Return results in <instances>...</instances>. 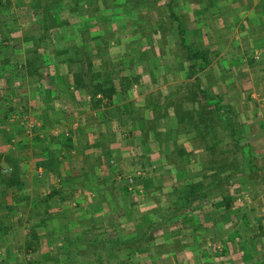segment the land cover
I'll list each match as a JSON object with an SVG mask.
<instances>
[{
    "label": "rangeland",
    "instance_id": "rangeland-1",
    "mask_svg": "<svg viewBox=\"0 0 264 264\" xmlns=\"http://www.w3.org/2000/svg\"><path fill=\"white\" fill-rule=\"evenodd\" d=\"M64 1L0 0L3 21L7 26L13 21L16 26L10 32L17 50L9 53L10 56L19 54L25 60L20 48L24 46L19 44L25 36L29 40L31 36L48 35L40 23L38 13L42 8L51 5L69 8L73 4L70 11H74L72 19L79 28L71 26L70 34L76 31L80 43L88 41L84 44L85 57H92V71L99 72L109 86L115 87V96L110 99L99 94L102 104L96 105L90 84L89 93L71 88L80 94V100L72 99L76 96L57 87L58 99L51 98V101L59 104L63 115L58 123L48 126L46 115L39 117L36 111L37 99H45L51 93L49 87L38 94L37 83L6 73L9 78L0 88L3 86L5 91L11 88V91L0 96V117L13 133H35L42 144L45 141V145L58 144L53 149L58 156L51 159L48 171L57 174L69 166L74 171L79 164L75 159L60 162L65 157L61 158L59 146L69 148L76 144L77 147L87 138V129L99 131L96 109L118 108L116 130L98 140L104 150L109 149L111 142L119 141L116 149L112 145L111 154L108 151L109 178L86 177L79 182L73 178L68 188L73 193L66 191L70 195L61 193L62 198L57 195L53 199L62 204L58 213L65 225L74 220L83 222L85 212L81 206L100 207V223L92 226L93 235L98 238L78 248L72 264H261L264 255L263 52L256 49L242 52L247 45L234 52L233 42L228 44L227 51H213L212 20L197 18L198 14L191 8L197 0ZM205 22L209 28L204 29L209 34L203 36L197 28L202 30L201 24ZM222 33H225L226 48L229 33L227 29ZM229 48L238 59L228 62ZM196 50L203 51L208 58L202 70L191 68L193 63L198 66L202 62V59H190V53ZM72 83L70 76L69 85ZM116 98L119 103H114ZM215 104L222 109L220 115L215 112ZM187 110L194 113L190 115L197 122L209 123L210 130L200 136L189 132L188 117L191 116ZM83 124L87 126L85 129ZM77 126L82 128V136L74 135L73 129ZM16 138L18 145L24 143V139ZM0 166L3 173L10 170L4 164ZM131 176L135 178L133 184L129 182ZM213 178L219 181L212 192L192 204L191 225L186 227L180 218L159 222L161 227L156 229L157 238L153 242H146L147 234L141 235L144 248L137 254L143 258L126 263L111 258L110 252L115 254L117 249L124 255L128 252L127 246L122 243L118 246L112 240L122 235H136L151 222L165 220L173 209L172 199L181 188L201 180L207 185ZM45 181L52 188L54 181L50 177ZM71 200L79 206L74 202L70 205ZM227 204L231 205L230 209ZM94 209L87 213L92 215ZM176 213L182 214L180 210ZM81 228L63 229L71 234ZM22 232L21 228L16 235L23 241ZM61 233L53 232L54 235ZM33 262L39 264V261H29Z\"/></svg>",
    "mask_w": 264,
    "mask_h": 264
},
{
    "label": "crops",
    "instance_id": "crops-1",
    "mask_svg": "<svg viewBox=\"0 0 264 264\" xmlns=\"http://www.w3.org/2000/svg\"><path fill=\"white\" fill-rule=\"evenodd\" d=\"M191 8L198 14L197 18H211V32L213 36H215V38L212 37L213 42L211 44L213 51H227L228 44L233 42L235 43L234 52L239 50L240 46L245 47L247 45L246 48L241 49L242 52L256 49L263 52L264 56V0H197V4ZM209 9L210 11H208ZM201 25L203 27L202 30L197 28V30L200 31L199 34L203 36L209 34V32L204 29V27L209 28L208 23L205 22ZM223 29H227L229 33V35H226L228 39L226 48L224 47L225 33H222ZM228 36H230V38ZM229 57L228 62H231L233 59H238L231 51ZM54 67L57 68V66L52 65V73H54ZM5 80L6 78L1 79L0 84ZM49 80L55 84L56 87H61L63 88L62 90L67 91L70 95L76 96V98L72 99H81L80 94H77L76 91H72L69 88V74H63L59 78L58 76L52 75ZM32 83L36 84L37 82ZM10 87L8 86L7 88ZM10 89L9 91H5L2 86L0 88V96H2L3 92L8 95L11 91ZM44 94H47V92H44ZM50 94L52 98L58 99L59 92H56V90L47 94L48 96H45L46 98L44 97L45 99L43 100L37 99L38 110L36 111V115L38 116L41 114L46 115L45 121L49 122L48 126L53 125V122L54 124L58 123L60 117L63 115L58 103L52 101L47 102V98ZM117 99L118 98L115 99V102L119 103ZM114 109L117 110L118 108ZM115 110H105L104 108L96 109L94 112L98 114L97 123L100 125V130L90 132L89 129H87V138L85 137L81 140L82 143L77 147L76 144L69 148L63 147L62 145L59 146V150L63 155H61V158L65 157V160L63 158L60 162L63 163L64 161L75 159L79 164L74 171L69 168L72 166H69L67 170L61 168L62 170L57 174L51 173L52 171L48 173V171L51 170L49 167V163L51 162L49 151L52 150V152H54L53 149L56 148L58 144L52 142L51 145H45L44 143L47 142L45 141L43 142V146V144L38 141L39 139L35 133H13L8 124L5 123V119L0 117V163L4 164L6 168H10V170L6 171L7 173L12 171L9 159L12 158L13 162L19 163L22 168L21 181L24 184V188L22 189H18L17 186L4 187L0 185V216L2 218L0 219V260H10L7 264H31L29 261H45V263L53 264V262L47 260L53 257L59 260L61 254L60 248L62 245V235H54L53 232H63L65 231L63 228L69 226L82 227V230L79 232L71 231L72 237L77 235L85 238L96 237V234L93 235L92 226L96 223L98 224V222L100 223V221H98V216L101 214L99 206V208L95 204H90L86 207L81 206L80 209L85 212V215H83V222L75 223L76 221L74 220L72 224L65 225V223L60 221L61 215L58 213L62 210V204H58L57 201L60 203V200L55 201L53 199L57 195L62 198V194L66 195L68 193H65L66 191H69V193L72 192V190L68 188L72 186L71 182L73 178L75 182L84 180L86 177L91 179L103 178V180L109 178L110 171L108 172V165L106 164V162H108V151L111 154L112 145L114 149H116L119 141L111 142L109 149L104 150L98 140L99 138H104L107 132L110 133L116 130L117 122L115 120ZM1 113L0 111V116ZM77 115L76 119L78 120L80 115ZM49 118H51V120ZM86 127L87 126L83 124L82 128L85 129ZM82 128L80 126L75 127L73 129L74 135L78 134L82 136ZM104 128L106 130H104ZM111 135L112 134H110V136ZM108 136L109 134L106 138ZM16 137H18V139H24L25 144L21 143V145H18L15 143ZM47 146L48 149L50 148L49 151L46 148ZM120 153L121 151L119 150V154ZM54 156L57 158L58 155L54 152ZM70 163L73 164L72 161ZM43 164L45 165L43 166ZM93 170L95 173H93ZM49 177L54 181L53 184H51L52 188H50L45 181L46 178ZM1 202L4 204L1 205ZM50 202L51 204L49 206L48 203ZM72 202L75 203V206H79V204L73 200L68 203L71 205ZM94 207L96 209H94ZM93 209L92 215L87 213ZM92 216L96 217L93 218ZM21 228L24 236L23 241L16 235L17 230ZM103 233L106 232L103 231ZM169 242L170 240L167 241V243ZM79 248L82 249L84 246ZM76 250L73 249L71 251L74 258L77 255ZM116 252L115 254L110 252L111 258L117 260L124 257L122 250L119 252L117 249ZM138 252L139 251H135V253H133V260L143 258V256L137 254ZM186 252L187 251H185V253ZM181 255L184 256V252H182ZM32 264L35 263L33 262ZM39 264H41V262Z\"/></svg>",
    "mask_w": 264,
    "mask_h": 264
},
{
    "label": "trees",
    "instance_id": "trees-1",
    "mask_svg": "<svg viewBox=\"0 0 264 264\" xmlns=\"http://www.w3.org/2000/svg\"><path fill=\"white\" fill-rule=\"evenodd\" d=\"M62 2L65 1L62 0ZM71 8H73V4H69V8H54V6L51 5L50 7H45V9L42 8L39 11L38 14L41 16L40 23L45 26L46 30L48 31H46L48 35L37 38L31 36V39L29 40L27 37L28 35L25 36L22 43H19L23 44L24 46L20 48L25 54V60L24 58L19 56V54H16L15 57L10 56L9 53L16 52L17 50V43L15 42L16 40L12 37V32H10L12 30H15L16 26L13 21H11L10 23L8 22L9 25L7 26V23L3 21L0 12V41L2 42V44L0 45V81L3 78H9L6 73L10 74L11 76L21 75L22 77H24V79H27L30 82H37V85L40 87V91L38 92V94H40L43 88L45 89L46 87H49L47 89L50 92H54V90H56V92L58 91L56 85L49 80L52 75L58 76L59 78L63 74H69L71 77H73V83L69 86L70 89H81L84 90L85 93H89L90 90H88V86L89 84L92 86L91 93L93 99H95L96 105L102 104L103 98L97 97L99 94L101 96L109 97L110 99L115 96V87L109 86L106 80L101 77V74L99 72L92 71V57H85L86 48L84 49V44L88 41L85 43H80V41H78V34L76 31L73 32V34H70L71 26L76 27V29L79 28L78 24H75V22L73 21L74 18L72 13L74 11H70ZM66 11H68L69 13ZM8 28L9 30H7ZM51 29H56V31L58 32H55V30L53 31ZM181 34L182 36H184L185 34L184 29L182 28ZM190 59H202V62H200L198 66L196 63L192 64V70H202L208 63V58L201 50L192 51L190 53ZM18 65L20 66V68L18 67ZM52 65L57 66V68L54 67V73H52ZM10 69L13 71V74L11 73ZM51 98V95H49V97L47 98V102H50L52 100ZM169 101H171V98H169ZM215 106V112L217 113V115H220V111L222 109L217 104H215ZM196 110L197 109L194 108V113ZM194 113L187 110V114L191 116V118L188 117L189 121L191 122V126L190 128L188 127V131L195 132L196 136H200L203 131L207 132L208 130H210V126L209 123H205L203 121L197 122L195 117L190 115ZM49 155H51L50 159H54V152H52V150H50ZM251 161H253L252 158H250V163L252 165L254 162ZM9 164L12 167V171L10 173H3L4 170L0 166V185L4 187L17 186L18 189L24 188V184L21 181L22 168L20 164L13 162L12 158L9 159ZM45 164H43V166ZM217 181L219 180H215L213 178V180H211L207 185L205 184L204 180L190 182L188 183V185L186 184L187 186L179 190V194L174 197V200L172 199L173 209L168 218L162 221H155L151 223L149 222L150 224H148V227L147 225L144 226L142 231L136 232V235H122V237H118L117 239L112 240L111 242L117 244L118 246L120 245V243H122V245L124 244L128 248V252L125 253L126 255H124V257L121 258L120 261L122 263L133 261V253H135V251L141 250L142 247L144 248L143 238L141 236L142 234L148 235L146 242H153L157 238L155 236L156 229L158 227H161L159 226L161 222L166 223L167 221H176V219L180 218L181 220L183 219V224H185L186 222V227L191 225L192 221L190 218L192 215V204L197 202L199 199L207 197L209 192H212V187L217 184ZM3 204L4 203L1 202V205ZM230 207L231 205L227 204V208L230 209ZM179 210L182 214L176 213ZM0 219H2L1 216ZM61 235L62 245L60 248L61 254L59 260L54 257L47 260L49 262H53V264H72L75 258L72 256L71 251L73 249L76 250L81 246H88L94 243L93 241L98 238L97 236L92 238H85L79 235L72 237L70 231L66 230L63 231ZM246 244L247 243L244 242V245ZM202 254L205 257L208 256L206 251L204 250H202ZM262 256V263H264V255ZM99 260L102 259L100 258ZM2 261L3 264H7L10 262V260L8 259H2ZM40 262L41 264H48L47 262L45 263V261ZM100 263H102V261H100Z\"/></svg>",
    "mask_w": 264,
    "mask_h": 264
},
{
    "label": "built area",
    "instance_id": "built-area-1",
    "mask_svg": "<svg viewBox=\"0 0 264 264\" xmlns=\"http://www.w3.org/2000/svg\"><path fill=\"white\" fill-rule=\"evenodd\" d=\"M134 177L133 176H131L130 178H129V182L131 183V184H133V182H134Z\"/></svg>",
    "mask_w": 264,
    "mask_h": 264
}]
</instances>
